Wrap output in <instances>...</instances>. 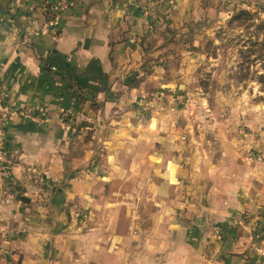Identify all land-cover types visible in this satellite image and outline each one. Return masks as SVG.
Masks as SVG:
<instances>
[{
	"label": "crops",
	"instance_id": "crops-1",
	"mask_svg": "<svg viewBox=\"0 0 264 264\" xmlns=\"http://www.w3.org/2000/svg\"><path fill=\"white\" fill-rule=\"evenodd\" d=\"M221 1L83 0L54 31L41 0H0V81L13 113L7 140L21 152L18 166L0 167V264H264V245L252 251V195L238 198V177L215 189L221 194L190 196L183 222L182 195L200 191L190 170L180 175L174 152L163 167L150 152L132 168L109 162L114 144L155 147L165 138L158 110L139 118L146 81L155 79L146 74L148 48L162 24L147 11L171 13L163 23L175 31L222 16ZM116 169L151 177V194L124 202L119 218L105 193L110 183H97ZM165 177L163 186L177 192L169 198L161 197ZM6 196L13 201L1 202Z\"/></svg>",
	"mask_w": 264,
	"mask_h": 264
},
{
	"label": "rangeland",
	"instance_id": "rangeland-1",
	"mask_svg": "<svg viewBox=\"0 0 264 264\" xmlns=\"http://www.w3.org/2000/svg\"><path fill=\"white\" fill-rule=\"evenodd\" d=\"M242 12L255 15V21H233ZM146 14L162 24L156 33L158 40L148 48V56L154 61L147 65L146 74L155 79L146 81L150 94L142 103L139 118L151 120L152 110H158L155 118L165 138L155 147L114 144L111 151L115 157H110V165L114 170L132 168L142 164L144 159L138 160L141 153L150 152L161 154L163 167L168 153L174 152L185 172L180 175L190 170L187 174L197 180L192 187L200 191L182 195L184 204L176 211V218L183 222L190 212V196L198 197L209 188L203 193L221 194L215 189L222 182L233 184V177H238L242 185L236 192L238 198L244 201L252 195V251L257 252L256 245H264V91L258 82V77L264 75V35H259L256 27L264 22V0H222L216 13L222 16L190 22L175 31L163 23L165 18H172L171 13L165 18L152 11ZM140 131L131 130L128 136L139 135ZM124 154L129 159H123ZM116 171L98 176L97 183H110L105 193L111 197L112 212L119 218L124 202L130 207L151 194L146 192L151 177L141 179L136 174L125 176L120 169ZM165 181L169 182L167 177L162 178L161 197L177 194L163 186ZM114 226H118V220ZM86 243L82 248L86 249Z\"/></svg>",
	"mask_w": 264,
	"mask_h": 264
},
{
	"label": "built area",
	"instance_id": "built-area-1",
	"mask_svg": "<svg viewBox=\"0 0 264 264\" xmlns=\"http://www.w3.org/2000/svg\"><path fill=\"white\" fill-rule=\"evenodd\" d=\"M46 16L50 20L51 27L56 31L62 14L82 5L83 0H41ZM13 113L6 103V87L0 81V167H16L21 163V152L17 147H10L7 140L8 125ZM26 117H31L25 113ZM29 174L35 176L31 167H26ZM13 201L11 196H6L1 202L9 204Z\"/></svg>",
	"mask_w": 264,
	"mask_h": 264
},
{
	"label": "trees",
	"instance_id": "trees-1",
	"mask_svg": "<svg viewBox=\"0 0 264 264\" xmlns=\"http://www.w3.org/2000/svg\"><path fill=\"white\" fill-rule=\"evenodd\" d=\"M233 21H243V22L250 21V22H254L255 21V15H253V14H251L249 12H242L239 15H237L233 19ZM256 28L258 30L259 35H264V22H261ZM262 45H264V37H263ZM258 82L260 84H262V89L264 91V75H260L258 77Z\"/></svg>",
	"mask_w": 264,
	"mask_h": 264
}]
</instances>
